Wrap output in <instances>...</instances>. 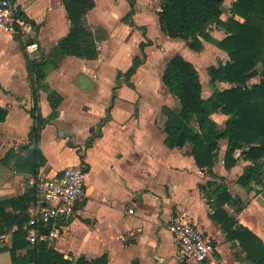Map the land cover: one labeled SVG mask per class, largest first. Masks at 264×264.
Returning <instances> with one entry per match:
<instances>
[{
  "label": "crops",
  "instance_id": "1",
  "mask_svg": "<svg viewBox=\"0 0 264 264\" xmlns=\"http://www.w3.org/2000/svg\"><path fill=\"white\" fill-rule=\"evenodd\" d=\"M161 1L95 0L96 5L86 15L85 22L92 30L102 27L107 33V38L98 42L99 56L92 60L73 55L56 58L58 66L49 71L47 82L63 100L57 117L41 131L39 145L46 163L38 176L17 173L12 160L8 164L0 163V201L24 194L37 178H54L66 167L82 163L81 153L87 168V197L76 205L69 219L61 222L59 237L49 242L65 257L74 260L85 257L91 261L107 254L109 264H209L185 260L180 253L169 223L175 215L185 213L212 237L220 264H253L246 259L239 242L230 239L221 224L211 217L216 209L215 200H207L199 186L209 181L224 183L233 196L252 199L264 209L262 184L253 183L254 189L247 192L238 182L254 162L243 157L244 149L241 148L235 152L237 163L227 169L224 157L229 141L222 138L213 167L215 174L209 173L207 168H199L190 142L182 148H170L165 142L163 129L167 111L180 108L178 98L163 83H133V87L126 81L116 84L119 71L128 73L130 63L141 50V43L148 40L152 44L142 49L148 54V62L153 56L161 61L173 50L181 54L177 52L180 49L184 50L181 55L192 59L189 61L194 63L199 74L198 56L216 55V63L205 67L209 84L208 69L218 66L219 61L229 60L227 53L213 43L205 42L202 50L191 49L194 51L191 53L186 50L185 40L164 34L158 16ZM235 1L224 0L222 19L231 16ZM15 2L18 14L23 12L36 26L24 20L27 30L16 36L0 30V106L8 108L6 120L0 122V161L11 148L23 156L29 155L24 146L34 123L29 113L34 100L27 57L38 61L43 57L55 59L54 49L70 29L62 0ZM129 13L136 27L124 21ZM235 17L243 21L240 16ZM207 31L217 40L228 35L216 23L208 25ZM129 40L135 47L133 52L127 49ZM31 42L39 45V51L34 54L26 51ZM125 52L132 61L129 67H119V63L113 66L112 59L120 60L119 56L124 57L120 53ZM104 66L110 67L114 79L108 80L102 71ZM139 67L145 68L144 65ZM257 68L261 70L260 63ZM136 73L134 75L139 72ZM260 78V75L253 77L248 84L258 83ZM200 79L202 96L208 98L213 88L211 84L206 87L201 75ZM216 85L219 89L232 86L224 81H217ZM172 96L177 105L172 104ZM39 105L42 116L48 118L52 107L47 93L42 90ZM229 117L222 111L211 116L219 133L224 132ZM192 123L199 129L197 119ZM71 139L75 140V147L69 146ZM91 139L92 143L87 146ZM65 150L70 154L62 157L61 151ZM7 210L12 211L11 208ZM237 220L238 225L250 228L264 240V226L247 219L245 209ZM16 229V225L10 227L1 238L8 247L12 245ZM25 251L19 250V254ZM4 253L9 256L7 260H0V264H12L10 252L0 250V254Z\"/></svg>",
  "mask_w": 264,
  "mask_h": 264
},
{
  "label": "trees",
  "instance_id": "2",
  "mask_svg": "<svg viewBox=\"0 0 264 264\" xmlns=\"http://www.w3.org/2000/svg\"><path fill=\"white\" fill-rule=\"evenodd\" d=\"M67 18L70 22L69 32L60 40L54 49L55 59L43 57L32 60L27 57L29 78L32 87L34 105L29 110L34 123L29 141L24 148L29 155L23 156L11 148L0 161L8 164L11 160L17 173L38 176L39 170L46 163V158L40 148L42 129L58 115V107L63 97L53 90L47 82L49 71L56 68V58L73 55L84 59H96L99 56L98 42L107 38L102 27L95 31L87 26L86 15L92 10L95 0H62ZM224 0H162L158 12L160 28L170 38H181L187 46L200 51L204 43H213L224 50L229 60L219 61L218 66L208 69L211 77L210 84L213 94L208 98L202 96V82L197 67L193 62L177 53L167 62L162 74V83L178 98L179 109H169L164 124L165 142L170 148H182L186 142L192 144V155L199 168H207L215 174L213 167L218 159L219 140L228 139L224 162L227 169L237 163L235 152L244 149L245 159L254 162L243 175L238 178L239 184L251 192L253 183L262 184V168L264 165V0H236L231 8V16L222 19ZM132 5V4H131ZM20 17L36 26L33 20L21 11ZM235 16H240L239 21ZM124 21L136 27L129 13ZM216 23L223 27L228 35L222 40L215 39L208 31L210 24ZM152 44L148 40L140 47ZM143 60L139 55L133 58L132 66L127 74L119 71L117 80L123 76L129 86ZM262 68H257L258 64ZM261 76L258 83L248 84L256 76ZM129 80V81H128ZM132 83H131V82ZM217 81L230 83L232 86L219 89ZM48 95L52 113L48 118L41 114L40 91ZM230 115L224 132L217 131V124L211 116L218 112ZM8 108L0 106V122L6 120ZM199 122V129L193 125V120ZM93 139L87 142V146ZM69 146L75 145L69 143ZM82 164L84 156L79 153ZM223 179V178H222ZM216 185L214 189L212 186ZM205 192V198H214L215 211L211 217L219 222L232 240H237L245 252V257L253 264H264V240L250 228L238 225V215L245 209L252 199L233 196L229 187L224 183L209 181L199 186ZM35 201V188L14 198L0 201V250H8L12 264H109L107 254L91 261L85 257L77 260L65 257L49 245L48 241H41L31 245L27 240L26 223L27 209ZM237 206V208H235ZM11 208L9 212L7 209ZM17 226L13 232V242L8 247L1 238L12 226ZM26 250L19 254V250ZM138 264V263H135ZM186 264V263H185Z\"/></svg>",
  "mask_w": 264,
  "mask_h": 264
},
{
  "label": "built area",
  "instance_id": "3",
  "mask_svg": "<svg viewBox=\"0 0 264 264\" xmlns=\"http://www.w3.org/2000/svg\"><path fill=\"white\" fill-rule=\"evenodd\" d=\"M0 30L12 36L26 32V23L18 14L15 0H0ZM26 51L28 54L38 52V43L31 42ZM86 180L87 168L80 163L66 167L57 177L37 178L33 182L35 201L26 212L27 240L31 245L41 241L51 242L59 237L61 222L69 219L76 205L87 197ZM169 229L184 258L198 263L220 264L214 240L188 214L175 215Z\"/></svg>",
  "mask_w": 264,
  "mask_h": 264
},
{
  "label": "rangeland",
  "instance_id": "4",
  "mask_svg": "<svg viewBox=\"0 0 264 264\" xmlns=\"http://www.w3.org/2000/svg\"><path fill=\"white\" fill-rule=\"evenodd\" d=\"M128 41V40H127ZM130 41V40H129ZM179 41H181V40H179ZM147 46V45H146ZM174 47H177L178 48V46H174ZM127 48V47H126ZM128 50H131L132 52H133V50L135 49V47H134V45L132 44V42L130 41V46H129V48H127ZM186 50H188L189 52H191V53H194V51H192L191 49H189L188 47H186ZM145 51V50H144ZM144 51H142V49L141 50H139V52L137 53V55H139L140 57H141V59L143 60V63L141 64L142 66L144 65V69L142 70L141 69V67H139L138 68V71L137 72H139L138 73V75H132V77H131V81L134 83V84H140V83H145V84H147V83H151L152 85H154V84H156V85H159L160 83H162L161 82V77H162V74H163V71H164V69H165V67H166V64H167V62H168V60L173 56V55H175V51L173 50V51H170L169 53H168V55L164 58V59H162L161 61L159 60L158 61V59H157V57H154L153 55V60H149V62H148V54L146 53V52H144ZM184 51V50H183ZM183 51H180V49H178V51L177 52H180L181 54H183L182 52ZM28 53V52H27ZM120 54H122V55H124V57L122 58V56H119L120 57V60H117V58L115 57V58H113L112 59V64H113V66H115V64H117V63H119V67H124V68H128L129 67V62H132L131 60H129L128 59V57H126L127 55H126V52H125V54H123V53H120ZM135 56V55H134ZM199 58H197V62L199 63V64H197L198 66H199V68H200V71H201V73H200V75H201V78H202V80H203V82H205V85H206V87L208 88V85L210 86V84H209V82H208V80H209V78H208V73H207V69H205V67H206V65L207 66H209V64H212V63H216V61H217V57H216V55H214L213 53H205V54H202L201 56L199 55L198 56ZM189 60H191L192 61V59H190L189 58ZM117 61V62H116ZM157 62H159L160 63V65H157ZM131 64V66H132V63H130ZM140 65V66H141ZM130 66V67H131ZM102 71L104 72V74H106V76L108 77V80H111V79H114V77H113V75H112V73H111V69H110V67L108 68L107 66H104L103 67V69H102ZM150 72V73H149ZM137 74V73H136ZM146 74H150V75H148V76H146ZM124 81H127L126 79H125V77H121L120 78V80H119V82H117L116 84H117V86L118 85H121V84H123V83H125ZM129 81V80H128ZM130 81V82H131ZM131 82V83H132ZM115 89H117V88H115ZM173 98H172V104H174V102H175V104L177 105V100H176V98L174 97V96H172ZM69 142L71 143V144H73V145H75V140L73 141L72 139L71 140H69ZM81 151H82V149H81ZM62 152V154H61V156L63 157L64 155H66V154H70V152L69 151H67V150H65V151H61ZM263 180H264V178H263ZM261 187V186H260ZM263 189V188H262ZM261 189V191L260 192H262L263 190ZM203 227V226H202ZM255 227H257V225L255 226ZM254 227V228H255ZM255 229H257V228H255ZM256 231H258V230H256ZM255 232V231H254ZM256 233V232H255ZM8 256H9V254L8 253H4V254H0V260H7V258H8ZM183 259H185V260H187V258H183Z\"/></svg>",
  "mask_w": 264,
  "mask_h": 264
},
{
  "label": "water",
  "instance_id": "5",
  "mask_svg": "<svg viewBox=\"0 0 264 264\" xmlns=\"http://www.w3.org/2000/svg\"><path fill=\"white\" fill-rule=\"evenodd\" d=\"M245 217L251 219L254 224L261 227L264 226V209H262L256 201L250 202L245 207Z\"/></svg>",
  "mask_w": 264,
  "mask_h": 264
}]
</instances>
